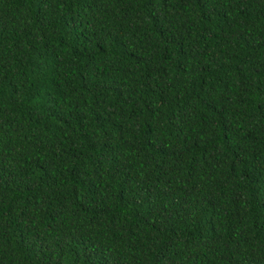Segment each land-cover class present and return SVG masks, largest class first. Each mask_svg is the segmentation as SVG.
<instances>
[{
    "label": "trees",
    "instance_id": "16d2710c",
    "mask_svg": "<svg viewBox=\"0 0 264 264\" xmlns=\"http://www.w3.org/2000/svg\"><path fill=\"white\" fill-rule=\"evenodd\" d=\"M0 264H264V0H0Z\"/></svg>",
    "mask_w": 264,
    "mask_h": 264
}]
</instances>
